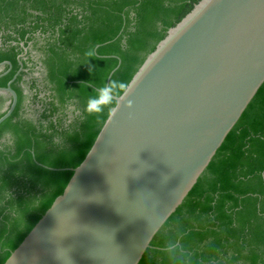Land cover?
<instances>
[{
	"label": "trees",
	"instance_id": "obj_1",
	"mask_svg": "<svg viewBox=\"0 0 264 264\" xmlns=\"http://www.w3.org/2000/svg\"><path fill=\"white\" fill-rule=\"evenodd\" d=\"M201 1L0 0V63L12 64L0 88L16 77L18 95L0 125V264L63 194L116 105L88 115L89 96L116 68L111 80L129 85ZM32 52L43 72L24 88ZM10 100L0 94V118ZM139 264H264V84Z\"/></svg>",
	"mask_w": 264,
	"mask_h": 264
},
{
	"label": "water",
	"instance_id": "obj_2",
	"mask_svg": "<svg viewBox=\"0 0 264 264\" xmlns=\"http://www.w3.org/2000/svg\"><path fill=\"white\" fill-rule=\"evenodd\" d=\"M15 78L0 88L11 97L0 125L18 103ZM263 84L264 0H202L148 56L128 85L132 107L115 105L4 264H139Z\"/></svg>",
	"mask_w": 264,
	"mask_h": 264
},
{
	"label": "clouds",
	"instance_id": "obj_3",
	"mask_svg": "<svg viewBox=\"0 0 264 264\" xmlns=\"http://www.w3.org/2000/svg\"><path fill=\"white\" fill-rule=\"evenodd\" d=\"M85 55L88 58H96L93 50H88ZM132 89H129L127 83L124 81L109 80L107 83L96 88L94 95L89 96L85 105V112L88 115L99 116L103 114L105 108L110 107L114 103L119 107L122 101H126L125 107L130 109L132 107V101L126 100V98Z\"/></svg>",
	"mask_w": 264,
	"mask_h": 264
},
{
	"label": "flooded vegetation",
	"instance_id": "obj_4",
	"mask_svg": "<svg viewBox=\"0 0 264 264\" xmlns=\"http://www.w3.org/2000/svg\"><path fill=\"white\" fill-rule=\"evenodd\" d=\"M22 46H24V43H21ZM2 41H1V38H0V47H2ZM31 50V47L30 45L28 47H25L24 48V53H22L20 56H19V60L23 59L24 61L28 59V54ZM35 52H32L30 54L31 58L33 59L34 61V65L33 63H29L27 64V66H29L30 69H32L33 71H30L29 68L25 69V71L29 74L27 75L26 77L23 78V82H22V85L24 88H27V84H26V81H28L29 79L31 78H34V77H39L40 74L43 72V68H42V65H41V62L39 61V59L35 58ZM5 62H9V61H5ZM21 62V61H20ZM4 63V62H2ZM22 65V62L20 63ZM6 66H9V65H5L3 67L0 68V73H2L3 71H5L6 69ZM34 66V67H33ZM12 69V67L10 66L9 70L5 73L2 74V76H5L10 70ZM23 70V68L20 69L19 72H21ZM32 72V73H31ZM31 74V75H30ZM15 78V77H14ZM1 94V93H0ZM4 95V94H2ZM7 96V95H5ZM9 103V102H8ZM8 103H7V106H8Z\"/></svg>",
	"mask_w": 264,
	"mask_h": 264
},
{
	"label": "rangeland",
	"instance_id": "obj_5",
	"mask_svg": "<svg viewBox=\"0 0 264 264\" xmlns=\"http://www.w3.org/2000/svg\"><path fill=\"white\" fill-rule=\"evenodd\" d=\"M35 54H36V55H35V56H36L35 58L39 59L40 56H39L37 53H35ZM41 74H42V73H41ZM41 74H40V76H41ZM5 107H7V103L4 105V108H5Z\"/></svg>",
	"mask_w": 264,
	"mask_h": 264
}]
</instances>
